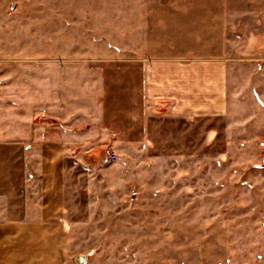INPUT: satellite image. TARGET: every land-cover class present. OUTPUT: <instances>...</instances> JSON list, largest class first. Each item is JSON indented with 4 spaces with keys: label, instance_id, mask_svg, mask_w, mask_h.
Returning <instances> with one entry per match:
<instances>
[{
    "label": "rangeland",
    "instance_id": "1",
    "mask_svg": "<svg viewBox=\"0 0 264 264\" xmlns=\"http://www.w3.org/2000/svg\"><path fill=\"white\" fill-rule=\"evenodd\" d=\"M261 1L0 0V65L211 57L222 44L214 19L231 3ZM183 127L102 140L100 154L74 158L64 264H264V108Z\"/></svg>",
    "mask_w": 264,
    "mask_h": 264
},
{
    "label": "crops",
    "instance_id": "2",
    "mask_svg": "<svg viewBox=\"0 0 264 264\" xmlns=\"http://www.w3.org/2000/svg\"><path fill=\"white\" fill-rule=\"evenodd\" d=\"M214 25L222 44L211 57L144 52L112 66L69 57L6 58L0 65V264H64L63 220L74 194L66 173L78 155L100 154L94 146L102 140L146 139L231 108H264V0L231 3Z\"/></svg>",
    "mask_w": 264,
    "mask_h": 264
},
{
    "label": "water",
    "instance_id": "3",
    "mask_svg": "<svg viewBox=\"0 0 264 264\" xmlns=\"http://www.w3.org/2000/svg\"><path fill=\"white\" fill-rule=\"evenodd\" d=\"M84 260H86V257L85 256H81L80 261L82 262Z\"/></svg>",
    "mask_w": 264,
    "mask_h": 264
},
{
    "label": "built area",
    "instance_id": "4",
    "mask_svg": "<svg viewBox=\"0 0 264 264\" xmlns=\"http://www.w3.org/2000/svg\"><path fill=\"white\" fill-rule=\"evenodd\" d=\"M111 158H112V159H115V158H116V155H115V154H112V155H111Z\"/></svg>",
    "mask_w": 264,
    "mask_h": 264
}]
</instances>
